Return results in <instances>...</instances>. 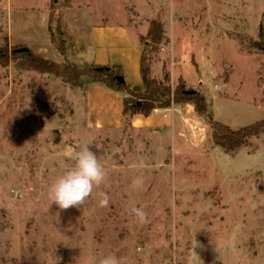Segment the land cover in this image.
<instances>
[{
    "label": "rangeland",
    "instance_id": "obj_1",
    "mask_svg": "<svg viewBox=\"0 0 264 264\" xmlns=\"http://www.w3.org/2000/svg\"><path fill=\"white\" fill-rule=\"evenodd\" d=\"M52 9L74 41L64 11L77 29L106 24L107 42L121 37L108 28L132 27L153 49L152 63L167 52L172 87L183 78L205 97L207 114L193 101L173 103L195 109L177 132L87 124L74 85L13 53L27 46L59 56ZM153 21L160 39L146 37ZM261 37L264 0H0V264H96L108 255L127 264H264V133L227 153L207 116L233 128L264 118V52L254 47ZM77 48L67 39L66 62L82 67L72 58ZM84 143L106 180L82 207L61 210L49 188ZM137 178L143 184L133 188Z\"/></svg>",
    "mask_w": 264,
    "mask_h": 264
},
{
    "label": "trees",
    "instance_id": "obj_2",
    "mask_svg": "<svg viewBox=\"0 0 264 264\" xmlns=\"http://www.w3.org/2000/svg\"><path fill=\"white\" fill-rule=\"evenodd\" d=\"M158 22H151L146 37L160 39V27ZM48 28L50 39L55 48L63 55H66V41L70 39L78 46L79 51L83 50L80 41L69 38L62 27L58 12L54 9L49 14ZM149 45L142 48L141 56V77L142 86L131 87L125 81L121 65H98L84 63L82 67L73 62L58 63L52 59L41 56L34 51L17 52L23 54L25 63L42 73H52L61 77L64 82L74 86L83 87L85 83L101 81L112 89L125 92L128 96L124 100L123 112L143 113L149 115L155 108L170 107L173 103L193 101L195 109L200 114H207V104L204 96L197 93L187 94L183 78H180L178 85L173 88L171 84V73L163 67V78L157 79L152 75V56L148 49ZM254 47L264 52V38L255 41ZM3 54V53H2ZM209 122L213 128L212 138L216 145L221 146L227 153H233L245 146L248 141L264 133V118L254 123L233 128L221 121L216 120L213 115L208 114Z\"/></svg>",
    "mask_w": 264,
    "mask_h": 264
},
{
    "label": "crops",
    "instance_id": "obj_3",
    "mask_svg": "<svg viewBox=\"0 0 264 264\" xmlns=\"http://www.w3.org/2000/svg\"><path fill=\"white\" fill-rule=\"evenodd\" d=\"M75 9L68 7L66 11ZM63 24L66 31L75 37L83 44V50L72 54L73 61L79 56L82 59V64L92 63L98 65H121L125 70V81L133 86H142L143 80L141 77V56L142 44L140 35L133 28L127 25H119L110 27L109 30H117L121 37L119 40L107 42L103 37L105 33L106 24H92L89 29H78L67 19L65 11L62 12ZM147 32V31H146ZM144 33V32H143ZM57 50V49H56ZM58 51V50H57ZM57 58H49L58 63H65L66 55L59 51ZM161 58H156L152 63V75L157 79L163 78V67L168 68V54L162 53ZM171 82L173 80L172 72ZM188 84V83H187ZM77 92L80 93V103L85 112V120L87 124L101 127V128H117L128 121L132 127L138 129L162 131H179L180 127L184 125L187 113H192L194 105L174 104L170 107L155 108L149 115L143 113L125 114L123 112L124 100L127 94L110 88L101 81L87 82L83 87L75 86ZM79 101V100H78Z\"/></svg>",
    "mask_w": 264,
    "mask_h": 264
},
{
    "label": "clouds",
    "instance_id": "obj_4",
    "mask_svg": "<svg viewBox=\"0 0 264 264\" xmlns=\"http://www.w3.org/2000/svg\"><path fill=\"white\" fill-rule=\"evenodd\" d=\"M106 175L97 154L91 150L89 143H84L76 154L74 166L60 175L50 186L48 197L51 205L55 203L61 210L82 207L94 189L105 182ZM142 184L143 179L137 178L133 180L132 187L137 188ZM99 197V207H108L110 202L108 193L101 192ZM131 212L141 223L147 222V213L142 207H133ZM96 264H127V261L115 255H108L98 258Z\"/></svg>",
    "mask_w": 264,
    "mask_h": 264
},
{
    "label": "water",
    "instance_id": "obj_5",
    "mask_svg": "<svg viewBox=\"0 0 264 264\" xmlns=\"http://www.w3.org/2000/svg\"><path fill=\"white\" fill-rule=\"evenodd\" d=\"M29 50L30 49L27 46L19 47L16 49L17 52H21V53L28 52ZM186 93L187 94H194V93H196V91L194 89H187Z\"/></svg>",
    "mask_w": 264,
    "mask_h": 264
},
{
    "label": "built area",
    "instance_id": "obj_6",
    "mask_svg": "<svg viewBox=\"0 0 264 264\" xmlns=\"http://www.w3.org/2000/svg\"><path fill=\"white\" fill-rule=\"evenodd\" d=\"M127 96H128V94H127Z\"/></svg>",
    "mask_w": 264,
    "mask_h": 264
}]
</instances>
